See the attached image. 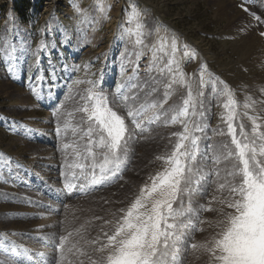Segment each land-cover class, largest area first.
<instances>
[{
    "label": "rangeland",
    "instance_id": "obj_1",
    "mask_svg": "<svg viewBox=\"0 0 264 264\" xmlns=\"http://www.w3.org/2000/svg\"><path fill=\"white\" fill-rule=\"evenodd\" d=\"M161 257L264 264V0H0V264Z\"/></svg>",
    "mask_w": 264,
    "mask_h": 264
},
{
    "label": "bare ground",
    "instance_id": "obj_2",
    "mask_svg": "<svg viewBox=\"0 0 264 264\" xmlns=\"http://www.w3.org/2000/svg\"><path fill=\"white\" fill-rule=\"evenodd\" d=\"M96 149V148H95ZM99 150V149H98ZM96 155V154H95ZM109 163V162H108ZM77 172V171H76ZM112 212V211H111ZM104 215V214H103ZM100 218V217H99ZM251 220V219H250ZM247 221V220H246ZM248 225H253L252 221H247V222H243L242 223V226H241V229H242V235L244 237H246L247 235H250L253 231V226H248ZM10 227V226H9ZM242 236V237H243ZM253 236V235H252ZM241 237V236H240ZM169 252H166V254H168ZM168 262V259L166 257H161L159 259V263L161 264H167Z\"/></svg>",
    "mask_w": 264,
    "mask_h": 264
},
{
    "label": "trees",
    "instance_id": "obj_3",
    "mask_svg": "<svg viewBox=\"0 0 264 264\" xmlns=\"http://www.w3.org/2000/svg\"><path fill=\"white\" fill-rule=\"evenodd\" d=\"M24 5V4H23ZM25 8H23V7H20V5L19 6H17L16 7V10H15V14H16V16H18L19 18H23V16H24V13H25Z\"/></svg>",
    "mask_w": 264,
    "mask_h": 264
}]
</instances>
